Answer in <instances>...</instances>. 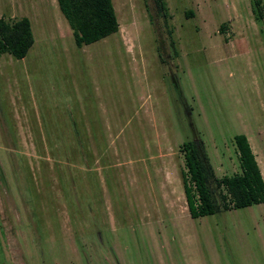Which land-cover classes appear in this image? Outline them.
I'll return each mask as SVG.
<instances>
[{
	"label": "rangeland",
	"instance_id": "374dc122",
	"mask_svg": "<svg viewBox=\"0 0 264 264\" xmlns=\"http://www.w3.org/2000/svg\"><path fill=\"white\" fill-rule=\"evenodd\" d=\"M164 1L77 46L57 0H0L34 37L0 54V264H264V203L192 218L181 179L188 139L240 172L239 133L264 179V0Z\"/></svg>",
	"mask_w": 264,
	"mask_h": 264
},
{
	"label": "trees",
	"instance_id": "16d2710c",
	"mask_svg": "<svg viewBox=\"0 0 264 264\" xmlns=\"http://www.w3.org/2000/svg\"><path fill=\"white\" fill-rule=\"evenodd\" d=\"M72 31L77 46L89 44L118 30L112 0H57ZM166 18L164 0H156ZM261 0H253L257 20L262 18ZM34 41L30 20L0 18V54L23 58ZM240 172L217 177L201 144L185 140L181 144L186 171L181 172L187 208L192 218L216 214L230 208L264 203V179L259 164L244 133L234 135ZM227 196L230 202H227Z\"/></svg>",
	"mask_w": 264,
	"mask_h": 264
},
{
	"label": "crops",
	"instance_id": "0c3cea01",
	"mask_svg": "<svg viewBox=\"0 0 264 264\" xmlns=\"http://www.w3.org/2000/svg\"><path fill=\"white\" fill-rule=\"evenodd\" d=\"M263 175H264V173H263Z\"/></svg>",
	"mask_w": 264,
	"mask_h": 264
}]
</instances>
